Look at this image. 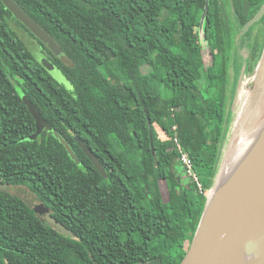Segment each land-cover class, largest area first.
<instances>
[{
  "label": "trees",
  "instance_id": "1",
  "mask_svg": "<svg viewBox=\"0 0 264 264\" xmlns=\"http://www.w3.org/2000/svg\"><path fill=\"white\" fill-rule=\"evenodd\" d=\"M13 1L63 52L56 58L0 1V116L21 122L17 183L74 236L0 193V264H180L212 184L233 98L264 45V37L244 42L251 30L236 40V23L241 29L264 0ZM23 36L41 46L66 84L37 63ZM21 95L52 128L34 141L27 140L35 123ZM175 139L202 191L186 175Z\"/></svg>",
  "mask_w": 264,
  "mask_h": 264
},
{
  "label": "water",
  "instance_id": "2",
  "mask_svg": "<svg viewBox=\"0 0 264 264\" xmlns=\"http://www.w3.org/2000/svg\"><path fill=\"white\" fill-rule=\"evenodd\" d=\"M0 1L13 17L38 40L36 33L40 37L43 36L41 33L45 30L13 0ZM263 14L264 6L243 26L238 38L249 31L250 27L259 21ZM204 16L205 14H203L201 22H203ZM47 35L51 37L49 34ZM53 41L55 40L53 39ZM58 55L63 57L62 50L58 51ZM51 67L55 69L53 65ZM251 73L253 84L244 94V99L247 94L252 93L253 100L254 91L259 90V100L254 105L264 111V45ZM21 99L36 125V132L30 140L36 139L44 129L52 131L35 106L25 96L21 95ZM232 107L212 184L188 250L180 264H264V121L250 147L227 173L221 175L220 170L232 137L233 125L238 116V113L232 111ZM54 136L59 139L71 159L78 164V159L68 142L61 138L57 132H54ZM77 143L96 170L106 177L104 168L91 150L80 140H77ZM9 190V187L0 185V192H9ZM40 208L36 202L33 209L39 219H44L64 236H74L70 230L52 217L41 218Z\"/></svg>",
  "mask_w": 264,
  "mask_h": 264
},
{
  "label": "flooded vegetation",
  "instance_id": "3",
  "mask_svg": "<svg viewBox=\"0 0 264 264\" xmlns=\"http://www.w3.org/2000/svg\"><path fill=\"white\" fill-rule=\"evenodd\" d=\"M243 26L241 27V29H239V25L236 23V31H237L236 40ZM249 32H250L249 37L245 36ZM243 36H245L244 42L249 41L250 44H253L252 43L253 38L258 43L262 42L264 37V14L259 21H257L255 24H253L250 27L249 31H247L244 35L240 37ZM249 51L250 50L246 48L247 54L245 55V57L247 58H249ZM44 131L49 132L46 129L42 130V132ZM35 132H36V125H35ZM35 132L27 138L28 141L30 140L31 137H33ZM6 137L8 140L6 139ZM34 140H30V141H34ZM75 140L77 142V140L80 139L76 137ZM21 145H22V136H21L20 120L16 117L0 116V185H4L10 188L9 192H0V193L9 194L16 198L21 199L30 209L34 211V213L39 218L38 214L33 209V207L37 202L38 205L41 207L40 208V211L42 213L41 218H44L45 216L51 217V213H52L51 210L40 199H38L29 188L25 186H21L17 183L18 178L20 176L19 151ZM6 166L8 167L9 170L8 174L5 173Z\"/></svg>",
  "mask_w": 264,
  "mask_h": 264
},
{
  "label": "bare ground",
  "instance_id": "4",
  "mask_svg": "<svg viewBox=\"0 0 264 264\" xmlns=\"http://www.w3.org/2000/svg\"><path fill=\"white\" fill-rule=\"evenodd\" d=\"M251 95L252 93L247 94L240 105L226 157L220 170L221 175L227 173L250 147L264 121V111L258 106L255 107Z\"/></svg>",
  "mask_w": 264,
  "mask_h": 264
},
{
  "label": "rangeland",
  "instance_id": "5",
  "mask_svg": "<svg viewBox=\"0 0 264 264\" xmlns=\"http://www.w3.org/2000/svg\"><path fill=\"white\" fill-rule=\"evenodd\" d=\"M14 27H16L15 24H13ZM21 34H25L23 31L21 32ZM43 36H39L36 33V36L39 38L40 42L56 57V58H61L58 55V51H61L59 46L56 44L55 41H53V39L51 37H49L45 32L41 33ZM22 37V36H21ZM28 36H23V41L25 42V44L27 45L29 51L31 52V54L33 55V57L35 58V60L37 61V63L42 66L43 68H45L50 75L59 83L62 84H66V80L64 79L63 75L61 74V72L55 67V69H53L52 67L50 68V66L52 65L47 57L45 56V54L42 52L41 50V46H39L38 44L34 43L31 39H28ZM203 47L205 48V44H203ZM240 54L245 57L246 53V48H243L240 50ZM143 70H148V68L144 67ZM233 68L231 71V78L233 77L232 73H233ZM251 74L249 73L248 75H246L245 77H243L240 81L239 87L237 89L236 95L233 98V107H232V111L234 113H238L239 107L241 105V103L243 102L244 99V94L246 93V91L248 89L251 88L252 84H253V79L251 78ZM111 81L115 87V89L117 90V92L120 94L122 93V87L120 85V83L118 82V80L115 77L111 78ZM233 81V80H232ZM247 85V87H245ZM241 92L242 95H241ZM253 101L254 104L258 103L259 100V95L260 92L259 90H255L253 93ZM227 142V141H226ZM164 184H162V192L164 193V195L166 194V190L164 188ZM166 197V195H165ZM158 262H152V263H141V264H157Z\"/></svg>",
  "mask_w": 264,
  "mask_h": 264
},
{
  "label": "built area",
  "instance_id": "6",
  "mask_svg": "<svg viewBox=\"0 0 264 264\" xmlns=\"http://www.w3.org/2000/svg\"><path fill=\"white\" fill-rule=\"evenodd\" d=\"M173 130H176V127H173ZM175 142H176L177 148H178V150H179L180 160H181V163H182V165H183V167H184V169H185V171H186V175H187L188 177H191V178L193 179V181L197 184L198 189H199L200 191H202V187H201V185H200L199 182H198V179H197V177H196V175H195V172H194V170H193V168H192L191 162H190V160H189L187 154L184 153V152L181 150V147H180V145H179L177 139H175Z\"/></svg>",
  "mask_w": 264,
  "mask_h": 264
}]
</instances>
